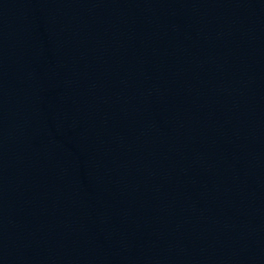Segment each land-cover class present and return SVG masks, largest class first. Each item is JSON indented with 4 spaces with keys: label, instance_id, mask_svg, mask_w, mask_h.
<instances>
[{
    "label": "water",
    "instance_id": "1",
    "mask_svg": "<svg viewBox=\"0 0 264 264\" xmlns=\"http://www.w3.org/2000/svg\"><path fill=\"white\" fill-rule=\"evenodd\" d=\"M0 264H264V0H0Z\"/></svg>",
    "mask_w": 264,
    "mask_h": 264
}]
</instances>
